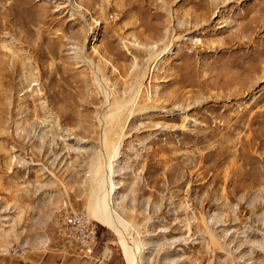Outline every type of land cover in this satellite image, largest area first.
Masks as SVG:
<instances>
[{
  "label": "rangeland",
  "instance_id": "rangeland-1",
  "mask_svg": "<svg viewBox=\"0 0 264 264\" xmlns=\"http://www.w3.org/2000/svg\"><path fill=\"white\" fill-rule=\"evenodd\" d=\"M224 1L76 0L93 26L84 48L87 25L52 0H0V262L54 258L61 240L75 259L60 219L81 213L91 255L108 242L109 264H128L89 212L90 180L102 88L126 98L145 74L138 104L193 109L126 122L114 207L135 264H264V0ZM168 27L197 30L147 70L130 41L163 47Z\"/></svg>",
  "mask_w": 264,
  "mask_h": 264
},
{
  "label": "bare ground",
  "instance_id": "bare-ground-1",
  "mask_svg": "<svg viewBox=\"0 0 264 264\" xmlns=\"http://www.w3.org/2000/svg\"><path fill=\"white\" fill-rule=\"evenodd\" d=\"M52 2L55 3L56 8H59V10H65L70 14V16L83 21L87 25L88 33L85 37L83 47L89 48L88 41L90 39L88 37V34L92 31L93 26L90 25V17L88 15V11L84 9L78 2H76V0H52ZM226 2L229 1H224L222 5H224ZM219 5H215L216 8H218ZM214 13L215 11L213 12V14ZM208 23L209 20L207 21V24ZM195 30H190L185 35H179L174 37L175 35H173L174 31H172V28H166V38L164 37V39H167V43H165L163 47H158L159 44L162 43L161 41H163V39L152 44L142 43L137 40H133L130 41V44L133 47H137L142 50H148L150 52V55L146 59L145 63V67H147L148 70L151 68L152 64H155L157 60L161 59L164 54L169 52V50L174 45V42L180 40H193V33ZM184 36L187 37L184 38ZM144 78L145 74L140 78L134 93L129 96L126 95L128 96L126 98L124 96H122L123 98L117 97L116 94V96H114L110 92V90L102 88L104 104L102 113L100 115L98 114V122L101 130L98 159V161L100 162H98V165H96V167L92 170V177L90 180V201L88 207L89 212L93 217H95L98 222L114 230L119 235V242L123 247L124 255L128 264H135L136 258L138 257V253L140 252L138 246L139 244L135 242L134 238L131 235L126 233V229L128 228L129 223L121 217L122 215H120L114 207V194L116 193L117 187L113 179L115 173L113 160H117L119 154L121 153V144L125 138L124 129L128 119L135 114H150L152 111H156L162 107L161 106L158 108L154 105H140L136 101L137 94L143 83ZM191 108L193 109V103L192 105H190V103L185 104L184 102L180 101L179 103L174 104L171 107H162V109L165 110L163 116L179 112L182 113V115L184 114L186 118ZM161 127L162 129L160 128V130H166V126L162 125ZM250 143L251 142L249 141L248 144L250 145ZM129 227L131 229V225Z\"/></svg>",
  "mask_w": 264,
  "mask_h": 264
},
{
  "label": "crops",
  "instance_id": "crops-1",
  "mask_svg": "<svg viewBox=\"0 0 264 264\" xmlns=\"http://www.w3.org/2000/svg\"><path fill=\"white\" fill-rule=\"evenodd\" d=\"M74 246L70 248L71 250L77 251L78 255L73 260H68L69 257V247L64 243L63 240L58 244V249H56V255L54 258L51 254L33 255V258H27L25 260L20 261H9V260H1L0 264H109V253H111L109 249V243L104 242V245L101 246V249L94 252L93 255L88 257H83L79 255L77 243L74 242ZM71 254V252H70Z\"/></svg>",
  "mask_w": 264,
  "mask_h": 264
},
{
  "label": "built area",
  "instance_id": "built-area-1",
  "mask_svg": "<svg viewBox=\"0 0 264 264\" xmlns=\"http://www.w3.org/2000/svg\"><path fill=\"white\" fill-rule=\"evenodd\" d=\"M61 233L66 241L77 243L81 256L88 257L93 253L96 243V230L83 214L73 213L60 219ZM14 251V250H13Z\"/></svg>",
  "mask_w": 264,
  "mask_h": 264
}]
</instances>
